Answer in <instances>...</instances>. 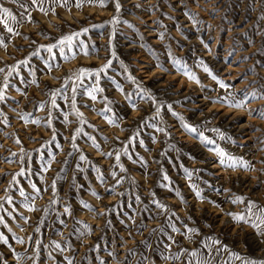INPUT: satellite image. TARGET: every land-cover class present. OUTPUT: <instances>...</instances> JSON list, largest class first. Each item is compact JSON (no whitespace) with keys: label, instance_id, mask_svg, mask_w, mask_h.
<instances>
[{"label":"rangeland","instance_id":"rangeland-1","mask_svg":"<svg viewBox=\"0 0 264 264\" xmlns=\"http://www.w3.org/2000/svg\"><path fill=\"white\" fill-rule=\"evenodd\" d=\"M20 3L33 22L25 15L14 25L18 36L0 25L7 45L0 46V68L5 69L0 87L8 67L18 65L0 101V234L7 240L0 241V264H17L14 253L21 254L20 264H32L28 257L34 254L36 239L41 240L38 264H66L65 256L75 264H187L186 256L168 257L182 248L207 253L204 244L211 245L209 238L220 241L213 246V264L264 260V238L227 215L245 210L244 204L232 203L236 196L264 206V119L248 111L264 108V99L249 100L240 108L220 102L225 97L239 101L253 92L264 96V0H120L119 13L116 0H103V6L93 0L80 8L76 0H67V6L55 0V14L48 15L31 6V0ZM0 4L18 17L24 12L13 0ZM49 6L50 0H44V7ZM114 17L119 20L115 25ZM85 28L88 31L74 39L72 51L66 45L63 55L59 45L47 51L62 36ZM81 41L89 55L83 54ZM169 52L199 84L184 75L183 67L173 65ZM108 61L111 65L100 73L103 91L96 93L95 101L87 91L97 86L96 76L75 81L76 108L87 121L82 124L72 107L73 82L64 87L65 79L81 68L100 69ZM202 65L229 87L222 88ZM56 90L60 94L53 108L50 93ZM105 97L111 111H105ZM180 117L214 143L187 131ZM77 128L82 129L75 140L78 150L72 147ZM215 148L243 158L254 170L229 167L227 159L222 165ZM32 184L40 189L38 195ZM21 188L36 211L23 207ZM6 196L12 197V204ZM66 205L71 215L64 213ZM187 228L199 231L187 233ZM52 241L65 251L54 250Z\"/></svg>","mask_w":264,"mask_h":264},{"label":"snow or ice","instance_id":"snow-or-ice-1","mask_svg":"<svg viewBox=\"0 0 264 264\" xmlns=\"http://www.w3.org/2000/svg\"><path fill=\"white\" fill-rule=\"evenodd\" d=\"M84 2H88V3H92L93 0H76V4L75 6L77 8H80L82 6V4ZM13 3L17 4L19 8L24 9V12L20 13V16L18 17L16 14H14V12L8 8L5 7L4 5L0 4V25L3 26V28L6 30L7 33L13 35V36H18L20 35V33L18 31H16L14 25H19L22 23L23 18L26 15L27 21L28 22H33L32 21V16L31 13L27 11V8L25 6V4L20 3V0H13ZM55 3V0H50V6L49 8H45L44 7V0H31V6H37L38 10L40 12H42L44 15H48L49 11H51L53 14H55V8L51 7V4ZM101 6H103V0H100ZM60 4L61 6H67V0H60ZM140 5H136V7H139ZM115 8H116V12L119 13L120 9H121V3L120 0H116V4H115ZM188 15L191 16L190 13H186ZM261 19H264V16L261 17ZM118 17H114L112 20L113 25H115L116 23H118ZM125 23H127V21H125ZM131 26V25H130ZM97 27V26H94ZM98 27H102L98 26ZM115 29H113L114 31ZM88 31L87 28L83 29L82 32H74L70 35H65L62 36L60 38L59 41H57V44H50L47 46V51L52 52L53 48L57 47V45L60 46V51L61 54L63 55L64 53V47L65 45L68 47L69 51H72L73 49V41L76 37L82 35V33H86ZM160 38L163 39L164 37V33L161 32L159 34ZM81 44V48H82V52L84 55H89V49L86 45H84L83 41L80 42ZM0 46L3 47H7V45L5 44V39L4 37L0 36ZM41 47H45L44 45H41ZM115 55V53L113 52V56ZM73 56H75V53L73 52ZM169 56L172 58V63L174 66H178V67H183L184 68V75L187 76L190 80L195 81L197 84L200 83L199 78L191 73L187 67L185 65H183V62L180 59H177L175 57H172L171 52H169ZM20 63H27V61H21ZM111 65V61H108L107 64H104L100 69H87V68H81L79 69L78 72L73 73L71 76H68L65 79L64 82V87H67L69 81H72V107L75 110L76 115L80 118V121L82 124L87 123L86 120H84V114L82 112H80L77 108H76V94H77V84L75 83V81H81L83 80V78L85 76H89L91 77L92 75L96 76V87L90 88L87 91V95L90 97L91 100L95 101L97 99L96 93L98 92H102L103 89H101L99 87V79H100V73L106 71V69ZM157 67H160L162 70L166 71V69H163L162 65L157 64ZM203 70L208 73L214 80L217 81V83L222 87V88H228L229 86L223 81L220 80L218 77H216L212 72L211 69H209L207 67V65H202ZM18 65H13V66H9L8 70H7V74L4 77V84L2 85V87H0V101L5 100L6 98V90L9 87V77L13 74V72L17 71ZM127 70V69H126ZM5 69L4 68H0V72H4ZM129 80H132L133 82H135V77H133L131 74H129L128 76ZM32 83H37L38 81L33 80ZM118 90L123 91V89L119 88V85H117ZM60 94L59 90L56 91H52L50 93L51 96V104L52 107L55 108L57 107V101H56V96ZM126 96L128 94H125ZM143 98V97H141ZM257 98L260 99H264V96H257V94L255 92L251 93L249 96L245 97L242 100L239 101H231L228 100L227 97L223 98L220 100V102L222 103H227L230 107H244L245 104L249 101V100H255ZM65 99H67V97L65 96ZM128 99L131 100V97L128 96ZM151 99H153V101L155 100L154 97H151ZM105 101H106V107H105V111H111L112 109L110 107H107L108 104L111 103V101L107 100V97H105ZM216 102V101H214ZM131 107L133 108V110H135L136 105L135 103L131 104ZM169 110H171V105L168 106ZM45 108V104L44 103H40L39 104V109L40 110H44ZM157 114L159 113L160 109L157 108L156 109ZM249 114L250 115H258L261 119H264V108H259V109H248ZM173 115H177L176 113H173ZM49 116H51V113H49ZM21 119H27L26 116H22ZM65 119L67 120V116L65 117ZM180 120L182 122V126L189 132L191 133H195L199 136V138L201 139V141H206L209 144L214 143V141L208 140V138L204 135L203 132H199L198 129L193 126L190 125L188 123H185L183 121V117H180ZM109 123H113L114 121L109 119L108 120ZM32 123H39V120H34L32 121ZM48 125L51 126V119H49L47 121ZM159 131H165L164 129H158ZM82 129L81 128H77L76 129V134H74L72 136V147L73 149H77V145L75 143L76 140V135H79L81 133ZM54 138V137H53ZM90 139H92L93 141V145L96 148H99V145L95 143V138L94 137H90ZM16 143L19 144L20 141L19 139L16 140ZM141 144H143V141H141ZM213 151H215L217 153V155L220 157V163L223 165L225 164V160L227 159L229 161L228 166L235 168L237 166L243 167L246 170H254L252 168V166L245 161L243 158H236L233 156H229L227 153H225L222 149L220 148H215L212 149ZM125 152H127V149L124 150ZM21 152H23V149H21ZM15 155V154H13ZM51 155V153L49 154ZM71 155V153L69 154ZM105 155H112V153H105ZM21 159H23V156H21ZM80 159L81 160H85L86 157L81 154L80 155ZM116 160L117 162H119L120 160V153H116ZM261 163H264V161H261ZM121 170L123 171V166L121 165ZM99 171V170H97ZM187 172V170H186ZM19 174H23V169L21 170V173ZM113 176H115V173H112ZM188 175L190 176L191 173H188ZM100 179H102V174L99 177ZM164 179H168V177L165 175ZM13 183L16 182V176H13ZM117 183H119V181H117ZM33 191L38 195L40 192V189L37 188V186L35 184L31 185ZM191 187L193 188V190L195 191L196 197L198 199L203 200V196L201 195V191L196 189L195 185H191ZM53 188V192H55V182H53L52 185ZM20 191V195L22 197H25V202L23 204V207L25 209H27L30 212H34L36 211L35 205L34 203H29L28 202V197H26L25 195V191L23 188L19 189ZM94 195H96V193H93ZM4 199H6L7 203L12 204L13 200L11 196H6ZM33 201L35 199V197L32 198ZM137 200H139V197H137ZM58 201L53 200L52 203H57ZM153 203L157 204V206L159 208L165 209L167 208L166 205L160 204L159 201H153ZM232 203L234 204H244L245 205V210L241 213H227V215L231 216L232 220L235 221L236 223H243V224H247L248 226H250L255 233L257 234V236H260L262 238H264V206H261L258 202L253 201V200H246L243 196H236L233 200ZM85 208H88L89 210H94L92 209L91 205L88 204H84L83 205ZM0 209H3V204H0ZM45 212H47V209L44 210ZM64 213L71 215L72 214V210L70 208V206H65L64 207ZM22 219H24L25 223L28 222L27 217H22ZM0 223H4V218L0 217ZM41 223H43V220L41 221ZM79 223V222H77ZM60 224L61 225H65V221L63 219L60 220ZM67 226V225H65ZM187 227V226H186ZM36 232L40 231V228L37 227L35 229ZM89 231H91V229L89 228ZM198 229H194V228H187V233H194V232H198ZM81 235H83V233H81ZM186 238H190V236L186 237ZM18 242L23 244L24 240L23 238H17ZM33 238L31 236L28 237V240L31 241ZM171 239V238H170ZM211 239L212 243L211 245L209 244H204V248L208 249L207 253L202 252L199 249H180V251L176 254H172L168 257V259H172V260H180L182 257L186 256L187 257V264H213V260H212V251H213V246L214 245H219L220 241L217 239H213V238H209ZM0 241H4L5 243H7L6 238L3 236V234H0ZM35 244H36V248L34 250V254L31 257H28L30 260H32V264H38L39 258H40V247H41V240L40 239H36L35 240ZM52 247L54 248V250H57L59 252H64L65 248L61 245L60 242L57 241H52L51 242ZM47 247V246H45ZM168 248H171V245H167ZM226 249V246H224ZM217 252L219 251V248L215 249ZM27 252V250H25ZM130 251V254H134ZM16 256V260H17V264H20V260H21V254L20 253H14ZM233 256H235V258L237 260H241L243 258H241L239 255L232 253ZM48 256L50 259H52L53 261L55 260V257L53 256L52 252L50 251L48 253ZM64 261L66 262V264H75L74 259H72L69 256H65L64 257ZM102 264H105V262H102ZM243 264H264V260L261 261H256V260H243Z\"/></svg>","mask_w":264,"mask_h":264}]
</instances>
